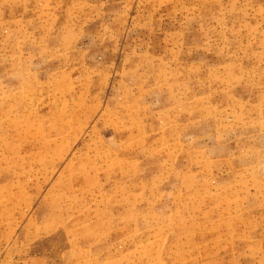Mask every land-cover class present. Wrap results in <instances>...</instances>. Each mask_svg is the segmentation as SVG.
I'll use <instances>...</instances> for the list:
<instances>
[{
    "label": "rangeland",
    "instance_id": "rangeland-1",
    "mask_svg": "<svg viewBox=\"0 0 264 264\" xmlns=\"http://www.w3.org/2000/svg\"><path fill=\"white\" fill-rule=\"evenodd\" d=\"M0 264H264V0H0Z\"/></svg>",
    "mask_w": 264,
    "mask_h": 264
}]
</instances>
